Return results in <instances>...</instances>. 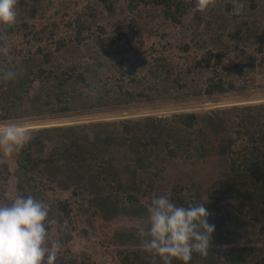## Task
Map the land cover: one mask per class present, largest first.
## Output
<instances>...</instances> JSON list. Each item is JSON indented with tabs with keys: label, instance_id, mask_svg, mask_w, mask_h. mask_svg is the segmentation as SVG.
I'll return each instance as SVG.
<instances>
[{
	"label": "trees",
	"instance_id": "trees-1",
	"mask_svg": "<svg viewBox=\"0 0 264 264\" xmlns=\"http://www.w3.org/2000/svg\"><path fill=\"white\" fill-rule=\"evenodd\" d=\"M248 1L250 14L239 22L231 0H215L206 13L195 9V0H95L101 17L89 5L83 14L58 11L50 18L45 0H19L17 23L0 37V67L19 69L15 81L0 79V122L119 113L162 98L242 91L246 83H257L255 77L249 82L256 66L264 72V17L253 14L264 0ZM145 12L185 27V40L145 51V40L126 20L131 15L130 26H136ZM104 14L124 15V21L114 20L111 30L100 19ZM173 47L185 58H173ZM215 156L229 157L231 175L213 185L207 209L216 231L208 255L194 253L191 264H263L264 258L249 260L243 253L252 247H233L230 227L261 224L264 233V104L34 129L31 142L15 154L16 192L47 202L54 222L71 214L69 199L46 200L47 191L57 190L84 197L103 221L145 220L155 188H143L144 173L160 176L169 160L198 164ZM157 194H170L177 204L194 203L177 190ZM115 242L125 248L119 252L122 264H163L141 247L137 233L121 232ZM56 264L91 263L58 255Z\"/></svg>",
	"mask_w": 264,
	"mask_h": 264
},
{
	"label": "rangeland",
	"instance_id": "rangeland-1",
	"mask_svg": "<svg viewBox=\"0 0 264 264\" xmlns=\"http://www.w3.org/2000/svg\"><path fill=\"white\" fill-rule=\"evenodd\" d=\"M230 0H223L225 3ZM233 3L232 11H234V5L236 0H231ZM95 0H45V4H50L48 14L46 18L52 16L56 17V13L60 14L63 11H69L73 15L83 14L88 10V6L95 7L94 13L101 17L102 8L99 5H94ZM243 9L241 11L239 22H242L243 17L250 14V4L248 0L242 1ZM153 12H151V15ZM253 14L256 17L257 14L264 17V1L259 5L258 11ZM254 19V17L252 16ZM102 21L108 24L110 29H114L115 22L124 21V15L112 19L104 14ZM115 20V22H114ZM128 23V29H132L137 38H142L145 42L141 46H144L145 51H149L150 47L163 43V41H170L173 45L185 40V27L175 26L170 22L162 21V16L159 13L158 18L151 19L145 12L142 18H138L134 25L131 23V15L126 18ZM151 22L146 24L147 21ZM113 22V23H111ZM136 22H138L136 24ZM164 22V23H163ZM133 27V28H132ZM168 35L165 39L161 36ZM20 37H15L14 40H18ZM8 47H11V40L7 41ZM8 47L5 50L8 51ZM30 48V47H29ZM33 52L35 48H33ZM32 52V53H33ZM173 58H178L185 54L179 52V49L173 47L171 51ZM31 55V54H30ZM29 55V56H30ZM256 79L257 83H246L244 90L238 92L229 93L220 97H202V98H185L178 99L162 98L159 101L153 103H140L135 104L126 110L119 113H107V112H95L84 116H70L64 119H45L36 120L28 119L33 129H40L43 127L52 126H65L73 124H89L97 121H109L119 119H142L148 116H171L174 113L183 112H204L216 109H224L231 106L242 105H258L264 104V72L260 67L255 68V72L250 74L249 82L252 78ZM217 101V102H215ZM3 165L9 168V174L4 171ZM165 166L166 171L160 176H156L153 172L144 173L143 188L147 185H154V192L161 193L171 191H178L187 202H203L206 204L212 203L213 185L220 178H226L231 175L230 171V159L226 156H215L206 161H199L198 164H192L185 159L169 160ZM17 164L14 155H7L0 152V200L7 201L12 200L17 196L16 182L17 178L15 172L17 170ZM46 200L48 202H54L57 199H69L71 205V214L69 219H65V222H54L50 226L49 237L51 242L59 241L62 244V249L59 256L64 255L66 259L76 258L78 261H87L91 264H122V257L119 252L124 250L122 246L115 242L116 235L121 232H134L136 231V225L142 221L141 219H118L112 222L103 221L100 215L94 212L93 208L86 205L84 197H74L71 192L47 191ZM148 198H144L143 202L146 203ZM4 201V202H5ZM225 203V202H223ZM51 218V216H50ZM249 221V219H247ZM230 224V223H228ZM264 226V223H262ZM228 227V226H227ZM229 228V227H228ZM235 240L233 247L243 250L248 247H252L249 252L245 251L249 260L253 259L257 261L264 258V233L261 232V224L252 226L250 223L243 229H239L235 223L231 225ZM129 249L136 248L133 245L126 246ZM225 245L221 247L224 249ZM242 252V251H239ZM255 264V262H251ZM264 264V263H263Z\"/></svg>",
	"mask_w": 264,
	"mask_h": 264
},
{
	"label": "clouds",
	"instance_id": "clouds-1",
	"mask_svg": "<svg viewBox=\"0 0 264 264\" xmlns=\"http://www.w3.org/2000/svg\"><path fill=\"white\" fill-rule=\"evenodd\" d=\"M19 0H0V37L18 20ZM215 0H195V9L206 13ZM243 4L236 0L234 11ZM4 49L0 48V51ZM16 67H0V79L15 81ZM34 129L26 118L0 122V152L9 156L20 153L32 140ZM51 207L33 195H17L10 202H0V264H56L62 249L51 242ZM203 202L177 204L170 194L153 192L147 219L136 225L141 247L160 258L163 264H191L193 254L207 256L216 226Z\"/></svg>",
	"mask_w": 264,
	"mask_h": 264
},
{
	"label": "water",
	"instance_id": "water-1",
	"mask_svg": "<svg viewBox=\"0 0 264 264\" xmlns=\"http://www.w3.org/2000/svg\"><path fill=\"white\" fill-rule=\"evenodd\" d=\"M215 102H217V101H215Z\"/></svg>",
	"mask_w": 264,
	"mask_h": 264
}]
</instances>
